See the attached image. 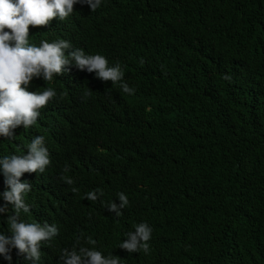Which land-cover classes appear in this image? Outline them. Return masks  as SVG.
<instances>
[{
    "label": "trees",
    "instance_id": "obj_1",
    "mask_svg": "<svg viewBox=\"0 0 264 264\" xmlns=\"http://www.w3.org/2000/svg\"><path fill=\"white\" fill-rule=\"evenodd\" d=\"M75 19L135 89L84 76L62 117L26 128L63 147L55 172L81 225L124 264H264V0H102ZM41 32L76 41L73 14ZM10 147L0 136V158ZM119 192L117 217L104 203ZM140 222L149 253L119 248Z\"/></svg>",
    "mask_w": 264,
    "mask_h": 264
},
{
    "label": "clouds",
    "instance_id": "obj_2",
    "mask_svg": "<svg viewBox=\"0 0 264 264\" xmlns=\"http://www.w3.org/2000/svg\"><path fill=\"white\" fill-rule=\"evenodd\" d=\"M101 3L0 0V136L11 143V153L0 158L6 186L0 192L4 201L0 204V264H124L119 256L108 254L116 245L95 241L93 228L81 225L78 199L73 202V197L63 193L65 188L55 172L56 151L63 147L52 145L51 138L42 133L26 131L42 114L52 113L56 120L62 117L81 95L84 76L111 81L124 93L134 94L135 89L123 79L120 64L110 65L102 53L98 30L75 19L76 14L95 11ZM71 14L76 41L64 34L48 39L41 32ZM29 26L34 27L31 34ZM222 78L232 80L227 74ZM61 179L74 183L66 176ZM102 195L103 190L97 188L86 193L85 199L97 201ZM116 196L119 203L111 200L104 207L119 217L129 199L123 192ZM58 206H67L68 213ZM133 227L118 247L148 254L152 228L146 222Z\"/></svg>",
    "mask_w": 264,
    "mask_h": 264
}]
</instances>
